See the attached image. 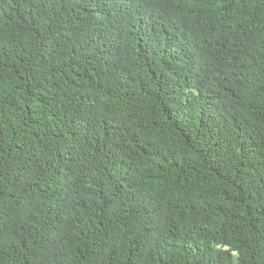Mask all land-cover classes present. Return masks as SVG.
<instances>
[{"label": "trees", "instance_id": "obj_1", "mask_svg": "<svg viewBox=\"0 0 264 264\" xmlns=\"http://www.w3.org/2000/svg\"><path fill=\"white\" fill-rule=\"evenodd\" d=\"M0 264H264V0H0Z\"/></svg>", "mask_w": 264, "mask_h": 264}]
</instances>
